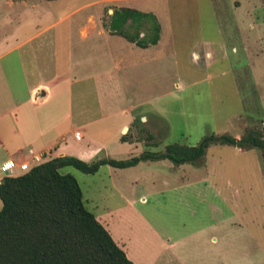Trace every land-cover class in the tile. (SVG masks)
Here are the masks:
<instances>
[{
    "label": "crops",
    "instance_id": "1",
    "mask_svg": "<svg viewBox=\"0 0 264 264\" xmlns=\"http://www.w3.org/2000/svg\"><path fill=\"white\" fill-rule=\"evenodd\" d=\"M142 1L106 0L103 3L114 5L83 14L80 11L84 6H80L78 19L68 20L55 19L53 8L48 6L47 12L23 21L11 41L0 39V182L10 176L7 169L11 166L15 170L12 176L23 174L18 165L30 161L29 149L37 154L51 152L50 160L70 156L90 162L102 158L118 160L116 155L123 153L139 156L158 146V142L146 146L145 136L133 143L122 142V136L135 129L147 132L146 123L152 140L160 135V130H171L169 121L162 120L163 107L157 105L156 92L166 90L163 95L171 96L173 88L196 87L200 84L198 76L212 69L217 71L226 66L220 75L232 73L238 66L248 69L252 63L233 66L230 62V55L239 50L257 56L258 51H250L248 37L243 39L240 31L245 23L250 31H258L253 16L260 9V0H154L159 2L146 8L142 7ZM122 2L127 5H119ZM41 3L30 6L31 10ZM242 4L250 19L243 20L237 13ZM17 5L25 10L29 8L24 2ZM121 7L155 16L160 26L157 44L140 48L103 28L105 10L112 14V8ZM233 40L239 43L236 45ZM180 66L186 77L191 76L186 84L177 76L173 79V75H179ZM249 69L253 75L252 67ZM142 163L126 169L105 165L92 174L104 171L113 192L111 198L124 204L112 209L98 211L78 183L86 208L116 245L133 264H206L199 258L205 253L213 256L214 264H225V257L219 255L220 249L209 252L207 239L211 233L225 236L226 223H230L233 233L239 229L233 227L237 213L222 216L221 207L226 208L228 197L216 188L224 180L227 184L242 181L251 170H244L238 163L222 166L213 178L194 185L200 189L195 197L186 192L193 187L189 181L177 184L172 179L164 180L166 191L152 189L150 197L156 198V203L159 194L174 193L170 209L163 210L162 205L152 213L136 209V202L147 204V194L143 189L134 201L135 180L125 172ZM174 167L170 164L167 169ZM205 169L210 176L212 170ZM63 173L76 176L66 169ZM191 203H195L198 211L188 215ZM1 206L0 202V209ZM131 220L143 233L153 236L158 250L132 243L128 232ZM232 245H235L233 250L239 251V247L240 251L244 250L237 239Z\"/></svg>",
    "mask_w": 264,
    "mask_h": 264
},
{
    "label": "rangeland",
    "instance_id": "2",
    "mask_svg": "<svg viewBox=\"0 0 264 264\" xmlns=\"http://www.w3.org/2000/svg\"><path fill=\"white\" fill-rule=\"evenodd\" d=\"M41 1L42 3L36 9L31 10L30 6ZM45 1L47 0H0V39L7 38L8 41H11L15 36L14 34H16L15 31L19 25H22L23 21L35 19L43 11L47 12L50 10L49 7L53 8L55 19L64 18V20H68L78 19L81 14L88 11H102L106 6L113 4L103 3L106 0H51L49 3ZM22 2L27 4L29 8L25 10L17 5ZM157 2L159 1L144 0L141 3L143 4L142 7L146 8L150 5L154 6ZM13 4L15 5L13 6ZM119 5L127 4H123L122 2ZM80 6H84V9L80 11L81 14L79 15L78 7ZM237 13L245 18L243 20L250 19L245 14L246 6L244 4H242ZM109 15L111 13H104L103 18L106 19ZM52 18L54 19V16ZM253 21L256 22L258 31H250L245 23L242 31H240V36L243 39L248 37L249 49L250 51H258L257 56L252 57L251 54H244L239 50L237 54L230 55V62L233 66L252 63L249 68L252 67L254 74H250L249 68L238 66L236 71L232 70V73L220 75L223 69L225 71V66L220 70L214 71L212 69L207 74L199 75L198 81L200 84L196 87L183 88L180 86L179 88H173L171 96L163 95L166 90L156 92L159 95L156 100L157 105L159 104L160 108L163 107L161 111L163 119H161L163 122L169 121L167 125L169 127L171 125V130L167 126L169 131L164 132L160 130V135L156 139H144L148 145L152 144V142L154 143V141L159 144L158 146L151 147L149 151L163 152L164 147L170 143L195 146L206 135L240 137L245 126L259 124L264 120L263 0H260V9L254 14ZM233 42L236 45L239 43L237 40H233ZM185 62L189 66L186 59ZM179 71V75H173V79L177 76L181 81H185L186 84L191 79V76L186 77L181 71V66ZM147 126L148 123H146L145 127L148 130L147 132L137 131L136 129L132 131L134 133L140 132V136L143 134L142 138H144L150 132ZM133 156L126 153L116 155L118 160H126ZM231 163L241 164L244 170L249 169L252 172L245 175L242 181H231V183L227 184L225 183L226 180H224V183L216 188L228 197L226 208L221 207L223 209L222 216L228 217L234 212L237 213V220L239 222L237 223L236 220L233 227L235 225L236 229H239V232L233 233L230 223H226V235L219 237L217 233H211L209 239H207V247L210 248L209 252H212L214 248L220 249L219 255L225 257V264H264V165L262 164V174L259 150L253 148L241 153L230 145L212 144L206 151L202 167L192 164L179 166L173 164L176 167L173 170H168L167 168L172 163L167 160H160L158 162L143 161L139 167L125 172H129L131 180H135V183H133L134 195L132 197L134 201H137V197L143 189L145 195L147 194L145 196L147 204L143 205L136 202V209H146L154 213L155 207L158 210L160 206L164 205L161 209L166 210L167 208L169 210L171 206V196L174 193L159 194V196H156V203L154 201L156 198L150 197V192L153 190L166 191L164 190L166 187H163L164 180L167 182L172 179L177 184L189 181V183L193 184V187L186 190V192L193 193L195 197L200 190L194 186L199 185L198 181L201 182L205 179L209 180L210 177L213 178V174H216L222 166L224 167ZM205 168L212 170L210 176L207 174L208 170ZM66 170L76 175V181L82 186L85 195H89L92 198L93 203L98 207V211L124 205L117 198H111L113 192L108 184V176L104 171L97 175H88L72 168H66ZM120 175L126 177L124 173H119ZM200 185L202 186L203 184ZM188 201L193 202L191 200ZM87 207L90 209L91 206L87 205ZM192 211L193 214L198 211L195 203L190 206L187 214L189 215ZM164 217L167 219L166 216ZM206 219H208V216ZM128 222L131 230L128 232L131 233L133 244L136 243L143 247H150L153 250L159 249L152 235L143 233L141 228L135 225L134 220ZM212 236L214 237L213 239L210 238ZM235 239L241 242L244 248L243 251H240V247L239 251L237 249L233 250L235 245H232V242ZM253 245H257L258 248ZM199 258H202V262L206 264H214L212 262L213 256L208 257L206 253L203 257Z\"/></svg>",
    "mask_w": 264,
    "mask_h": 264
},
{
    "label": "trees",
    "instance_id": "3",
    "mask_svg": "<svg viewBox=\"0 0 264 264\" xmlns=\"http://www.w3.org/2000/svg\"><path fill=\"white\" fill-rule=\"evenodd\" d=\"M102 26L140 48L155 45L160 38L155 16L131 8H112ZM142 135L132 131L121 141L140 142ZM212 144L230 145L242 151L255 148L264 165V120L245 126L238 139L206 135L195 146L170 143L163 152L146 150L126 160L102 158L84 162L70 156L57 157L21 175L4 177L0 182V264H133L86 208L76 179L63 170L72 168L92 175L105 165L126 169L143 161L159 160L177 166H201Z\"/></svg>",
    "mask_w": 264,
    "mask_h": 264
},
{
    "label": "built area",
    "instance_id": "4",
    "mask_svg": "<svg viewBox=\"0 0 264 264\" xmlns=\"http://www.w3.org/2000/svg\"><path fill=\"white\" fill-rule=\"evenodd\" d=\"M263 5H264V0H263ZM80 134H78V139H80ZM28 155L30 158L29 162H24L18 165V169L21 172H26L28 171L31 167L36 166L38 164L44 163L46 161L50 160L51 152H45L41 154L34 153L31 149L28 150ZM13 166L9 167L7 169V173L12 176L15 174Z\"/></svg>",
    "mask_w": 264,
    "mask_h": 264
}]
</instances>
